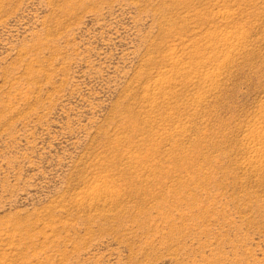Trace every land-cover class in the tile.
Masks as SVG:
<instances>
[{"label": "rangeland", "instance_id": "obj_1", "mask_svg": "<svg viewBox=\"0 0 264 264\" xmlns=\"http://www.w3.org/2000/svg\"><path fill=\"white\" fill-rule=\"evenodd\" d=\"M0 264H264V0H0Z\"/></svg>", "mask_w": 264, "mask_h": 264}]
</instances>
